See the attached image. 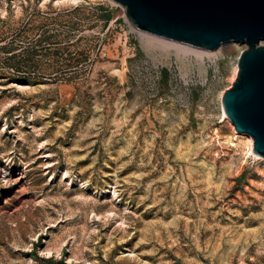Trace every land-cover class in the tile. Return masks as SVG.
I'll return each instance as SVG.
<instances>
[{"label": "rangeland", "instance_id": "obj_1", "mask_svg": "<svg viewBox=\"0 0 264 264\" xmlns=\"http://www.w3.org/2000/svg\"><path fill=\"white\" fill-rule=\"evenodd\" d=\"M245 49L0 0V264H264V161L220 103Z\"/></svg>", "mask_w": 264, "mask_h": 264}, {"label": "water", "instance_id": "obj_2", "mask_svg": "<svg viewBox=\"0 0 264 264\" xmlns=\"http://www.w3.org/2000/svg\"><path fill=\"white\" fill-rule=\"evenodd\" d=\"M108 1L150 36L207 51L229 43L246 46L222 107L234 131L249 135L254 153L264 159V0Z\"/></svg>", "mask_w": 264, "mask_h": 264}, {"label": "bare ground", "instance_id": "obj_3", "mask_svg": "<svg viewBox=\"0 0 264 264\" xmlns=\"http://www.w3.org/2000/svg\"><path fill=\"white\" fill-rule=\"evenodd\" d=\"M148 36H150V35H148ZM151 38H152L153 41H155V43L164 45L166 47L174 46L175 48H177L180 51L183 50V51H186V52L194 53L197 56H203V55H209V54L213 55L212 52L207 51V50H202V49L195 48V47H192V46H188V45H185V44H181V43H177V42H172V41L160 39V38H157V37H154V36H151ZM237 74H238V67L234 70V76H236ZM220 103H221V106H222V97H221ZM221 111H222L223 120H227L228 121V119H227V117H226V115L224 113L223 107H222ZM230 125H231V123H230ZM234 133H235V135H233V138H235L236 141H237V139H239L240 143L244 142V145L247 146L248 151L250 152V154L255 159L264 161V159L260 158L257 154L254 153V151H253V140H252V138L249 135H247V134H238L235 131H234Z\"/></svg>", "mask_w": 264, "mask_h": 264}, {"label": "built area", "instance_id": "obj_4", "mask_svg": "<svg viewBox=\"0 0 264 264\" xmlns=\"http://www.w3.org/2000/svg\"><path fill=\"white\" fill-rule=\"evenodd\" d=\"M241 54V53H240Z\"/></svg>", "mask_w": 264, "mask_h": 264}]
</instances>
